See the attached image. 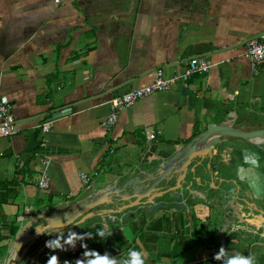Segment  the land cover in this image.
<instances>
[{
  "label": "crops",
  "instance_id": "0c3cea01",
  "mask_svg": "<svg viewBox=\"0 0 264 264\" xmlns=\"http://www.w3.org/2000/svg\"><path fill=\"white\" fill-rule=\"evenodd\" d=\"M261 33L264 0H0V95L14 119V134L0 138V184L14 182L0 186V264L28 218L56 208L58 215L71 212L70 205L172 155L206 124L263 125L264 64L253 72L244 57L245 41ZM196 56L210 68L187 89L176 83L132 104L111 128L102 126L109 98L148 84L155 68L167 77L179 73ZM63 108L69 113L40 134L37 126ZM147 129L156 133L149 142ZM254 147L225 139L219 154L228 153L229 161L215 163L227 183L219 185L209 172L195 184L204 200L87 219L75 228L83 239L74 247L65 243L73 231L56 239L43 233L41 253L28 251L15 264H47L53 255L59 264H87L93 257L84 253L96 240L94 251L117 264L131 251L142 252L145 264H195L209 260V248L218 253L222 236L228 256L254 255L264 264V232L248 227L252 220L226 230L216 206L234 197L244 208L264 210V156ZM43 159L48 186L41 191L35 181ZM210 182L223 197L211 193ZM57 239L61 247L51 244Z\"/></svg>",
  "mask_w": 264,
  "mask_h": 264
},
{
  "label": "water",
  "instance_id": "95a60500",
  "mask_svg": "<svg viewBox=\"0 0 264 264\" xmlns=\"http://www.w3.org/2000/svg\"><path fill=\"white\" fill-rule=\"evenodd\" d=\"M69 111L70 108H63L54 112L51 118L57 119L68 114ZM262 136H264V127L244 130L229 125L206 124L204 130L175 150L172 155L153 161L150 167L143 170L139 168L135 175L126 174L101 193L91 194L80 203L70 205L71 212L58 215L61 209L56 208L28 218L10 243L4 264H15L28 251L32 254H40L44 248L43 233L46 232L51 234V239L72 231L81 235L75 228L93 217L114 216L124 211L155 213L159 209L167 210L169 207L184 209L188 199L200 197L204 200V195L195 189V184H202L203 178L209 172L212 173L213 178L219 179L217 181L219 185L224 186L227 183L223 174L216 170L218 164L215 163L217 158L220 159V145L225 139H238L251 143L255 138ZM208 187L212 194L217 192L216 194L222 196V190L212 182ZM211 201L212 199H209L205 202L210 205ZM216 206H220L224 212L226 230L230 229V225L241 229L240 223L246 224L251 220L254 221L256 229L264 227V210L257 206L244 208L234 197L229 198L228 201L217 202ZM40 221L42 224L38 223Z\"/></svg>",
  "mask_w": 264,
  "mask_h": 264
},
{
  "label": "built area",
  "instance_id": "2783aa9c",
  "mask_svg": "<svg viewBox=\"0 0 264 264\" xmlns=\"http://www.w3.org/2000/svg\"><path fill=\"white\" fill-rule=\"evenodd\" d=\"M56 3V1H55ZM244 57L250 62L251 71L255 72L258 67L264 64V33L248 38L244 43ZM210 66L201 56L188 58L183 62L182 70L179 73L167 77L162 68H155L152 72L151 81L139 88H134L124 91L120 94L114 95L107 101L109 112L102 122L105 129L111 128L117 120L118 114L129 108L135 102L146 98L147 96L165 92L173 87L176 83L180 87L187 89L189 81L194 76H203L207 74ZM52 118L42 122L37 126L39 133L44 134L47 131ZM14 119L11 114V106L5 96L0 95V138H8L14 134L13 130ZM147 142L152 141L156 137V133L151 130L145 131ZM39 146L44 147L46 140L41 137ZM220 161L227 164L229 161L228 153L225 152L220 155ZM46 161L41 160L42 169L37 175L35 186L38 190H46L48 186V176L45 171ZM79 179L82 183L88 182L85 174H79ZM209 259H214L215 254L210 248L207 250Z\"/></svg>",
  "mask_w": 264,
  "mask_h": 264
},
{
  "label": "clouds",
  "instance_id": "9594fccd",
  "mask_svg": "<svg viewBox=\"0 0 264 264\" xmlns=\"http://www.w3.org/2000/svg\"><path fill=\"white\" fill-rule=\"evenodd\" d=\"M100 237H104L105 233L103 231H100L98 233ZM111 235V233H109ZM76 239H83V236L77 235L75 232L70 233L68 239L65 241V243L74 245V241ZM51 244H55L56 247H61L59 239L52 241ZM50 246V243H46V247ZM83 247H86V245H83ZM85 256H91L92 259L87 260V264H117V258L111 257L110 255L105 252V254L102 256L97 251H89L84 253ZM227 257V259L224 261V264H257L256 257L254 255L244 256L242 254H235L232 256H228V254L225 251L224 247H220L217 254H215L214 259L215 260H221ZM120 264H145V258L142 252L137 251H131L129 253V258L124 260H119ZM47 264H59L58 257L53 255L51 258L47 261ZM67 264V262H66ZM76 264H84L83 260H77Z\"/></svg>",
  "mask_w": 264,
  "mask_h": 264
},
{
  "label": "trees",
  "instance_id": "16d2710c",
  "mask_svg": "<svg viewBox=\"0 0 264 264\" xmlns=\"http://www.w3.org/2000/svg\"><path fill=\"white\" fill-rule=\"evenodd\" d=\"M253 149V152L257 155V156H264V152H262L261 150H258L257 148H252ZM12 184H14V182H10V183H2V184H0V186H4L5 187V185H12ZM3 187V188H4ZM10 198L11 197H13V195L11 196H9ZM80 249H83V243L81 242V240H80ZM99 241L98 240H96L95 241V243L93 244V248H92V251H94L95 250V248H97L99 245ZM223 247L225 248V250H227L228 249V244H227V240H224V242H223ZM224 261L225 260H223V259H221V260H213V259H209V260H206V261H201V262H198V263H195V264H224Z\"/></svg>",
  "mask_w": 264,
  "mask_h": 264
},
{
  "label": "rangeland",
  "instance_id": "374dc122",
  "mask_svg": "<svg viewBox=\"0 0 264 264\" xmlns=\"http://www.w3.org/2000/svg\"><path fill=\"white\" fill-rule=\"evenodd\" d=\"M256 123V122H255ZM256 125V124H255ZM258 125V124H257ZM253 127V126H252ZM260 128V127H264V124L263 125H261V126H255V127H253V129L254 128ZM256 146V145H255ZM255 148H259L260 150H263L262 152H264V145H259V146H256ZM217 183V182H216ZM215 183V184H216ZM250 225L251 226H248V227H250L252 230H254L255 232H261V231H263L264 232V227H260V228H258V229H256V226H255V223L253 222V223H251L250 222ZM209 235V238H210V234H208ZM220 243V242H219Z\"/></svg>",
  "mask_w": 264,
  "mask_h": 264
},
{
  "label": "bare ground",
  "instance_id": "6f19581e",
  "mask_svg": "<svg viewBox=\"0 0 264 264\" xmlns=\"http://www.w3.org/2000/svg\"><path fill=\"white\" fill-rule=\"evenodd\" d=\"M251 144L256 146L264 145V136L255 138L254 140L251 141Z\"/></svg>",
  "mask_w": 264,
  "mask_h": 264
},
{
  "label": "flooded vegetation",
  "instance_id": "af4514ba",
  "mask_svg": "<svg viewBox=\"0 0 264 264\" xmlns=\"http://www.w3.org/2000/svg\"><path fill=\"white\" fill-rule=\"evenodd\" d=\"M219 160V158H217ZM220 161V160H219ZM221 162V161H220ZM222 163V162H221Z\"/></svg>",
  "mask_w": 264,
  "mask_h": 264
}]
</instances>
